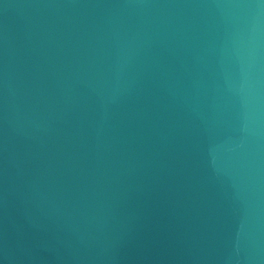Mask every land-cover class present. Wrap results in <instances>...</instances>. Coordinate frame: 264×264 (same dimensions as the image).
<instances>
[{
  "label": "water",
  "instance_id": "obj_1",
  "mask_svg": "<svg viewBox=\"0 0 264 264\" xmlns=\"http://www.w3.org/2000/svg\"><path fill=\"white\" fill-rule=\"evenodd\" d=\"M0 264H264V0H0Z\"/></svg>",
  "mask_w": 264,
  "mask_h": 264
}]
</instances>
